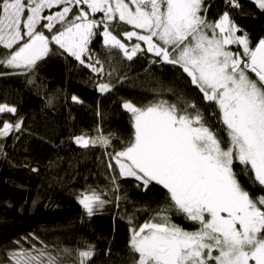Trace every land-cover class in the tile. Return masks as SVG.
Masks as SVG:
<instances>
[{
    "label": "trees",
    "instance_id": "1",
    "mask_svg": "<svg viewBox=\"0 0 264 264\" xmlns=\"http://www.w3.org/2000/svg\"><path fill=\"white\" fill-rule=\"evenodd\" d=\"M17 1L0 0V264H160L143 258L131 244L132 230L136 235L150 225L213 246L210 256L206 249L204 256L192 254L182 264H217L215 246L221 239L215 232L205 230L196 214L183 211L165 186L119 170L121 154L136 136L137 115L143 112L141 128L171 169L176 189L188 199L224 191L228 201L216 203L214 214L239 225L243 210L229 201L221 176L192 147L199 130L209 132L220 149L233 147L214 90L177 59L192 35L162 53L142 50L127 57L109 46L104 35L124 42L127 34H137L117 15L91 13L82 0H20L21 9L7 8ZM165 8L162 0V12ZM82 13L93 26L78 59L51 37L83 20ZM199 14L195 31L205 26L215 30L224 20L251 50L264 43V6L254 0H202ZM36 32L49 42L48 53L23 69L10 70L9 57ZM227 49L238 57L240 68L249 62L237 40ZM227 70L234 73L232 67ZM246 74L264 101L262 82ZM157 106L170 111L168 122ZM79 136L88 142L78 144ZM232 163L240 188L264 212V183L254 167ZM87 195L94 199L89 207L83 204ZM202 212L209 221L211 209ZM258 234L264 242V219Z\"/></svg>",
    "mask_w": 264,
    "mask_h": 264
},
{
    "label": "rangeland",
    "instance_id": "2",
    "mask_svg": "<svg viewBox=\"0 0 264 264\" xmlns=\"http://www.w3.org/2000/svg\"><path fill=\"white\" fill-rule=\"evenodd\" d=\"M58 1L60 0H55V3ZM82 1L91 13L101 11L109 18L117 15L137 30V34H127L124 42L108 32L104 34L106 43L120 49L127 57H133L142 50L162 53L168 46L176 43H179V46L192 35V42L186 41L180 46L182 50L177 54V59L191 68L199 81L205 82L214 90L233 144L231 149L224 151L219 148V143L209 132L199 130L198 135L194 136L192 147L221 176L227 185V191L229 190V201L235 203L240 212L243 210L239 225L232 220H221L214 214L216 203L227 199L224 191L215 189L207 197L188 199L176 189L171 169L157 157L150 136L144 126L141 128L143 112L137 115L136 136L132 146L121 154L119 170L122 175L136 176L143 181H153L165 186L177 199L178 206L183 211L196 214L194 216H197L198 221H203L205 230L215 232L221 239V243L215 246L218 250V254L214 256L217 264H264V242L258 234L263 225L264 212L256 209L240 188L233 174L232 163L238 160L252 164L257 178L264 183V101L259 86L250 81L246 74V71L250 72L264 85V43L251 50L246 38L237 36L234 25L224 20L217 24L215 30L205 26L204 29L195 31L200 20L202 0H166L164 12L162 0ZM254 1L259 6H264V0ZM146 4L149 9L145 8ZM22 6L18 0L8 4L7 8L21 9ZM81 17L83 20L71 22L51 37L53 43L78 59L86 48L93 26V23L86 19V14L82 13ZM30 32L31 28L26 29L27 35ZM41 35L36 32L34 36H30V40ZM1 36L5 38V34ZM154 36L156 40H153ZM234 39L241 48L244 47L245 55L249 57V62H244L241 68L238 57L227 49ZM14 42L13 39L11 43ZM22 49L21 46L17 47L7 60L6 66L10 70L18 71L24 68V64L18 59ZM230 67L234 73L227 70ZM156 112L163 114V117L166 114L165 122H168L170 111L166 107L157 106ZM87 142L86 137L77 138L80 145ZM93 202L92 196H84L83 204L86 207L91 206ZM209 209L211 218L205 222L201 217L204 214L202 211ZM225 211L231 215L230 209L226 208ZM166 230L168 229L162 225H150L139 230L143 232V236H136L139 232L134 235L132 230L131 244L143 258L155 259L160 264H182L185 259L193 257L192 254L204 256L206 249L208 253L205 255H211L213 246L210 243L183 234L172 235Z\"/></svg>",
    "mask_w": 264,
    "mask_h": 264
},
{
    "label": "water",
    "instance_id": "3",
    "mask_svg": "<svg viewBox=\"0 0 264 264\" xmlns=\"http://www.w3.org/2000/svg\"><path fill=\"white\" fill-rule=\"evenodd\" d=\"M49 51V42L43 37H36L18 54L19 61L31 65L43 58Z\"/></svg>",
    "mask_w": 264,
    "mask_h": 264
},
{
    "label": "bare ground",
    "instance_id": "4",
    "mask_svg": "<svg viewBox=\"0 0 264 264\" xmlns=\"http://www.w3.org/2000/svg\"><path fill=\"white\" fill-rule=\"evenodd\" d=\"M263 84V83H262Z\"/></svg>",
    "mask_w": 264,
    "mask_h": 264
}]
</instances>
